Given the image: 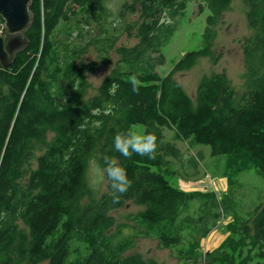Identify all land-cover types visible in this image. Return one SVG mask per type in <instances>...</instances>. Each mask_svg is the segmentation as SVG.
<instances>
[{"label": "trees", "instance_id": "16d2710c", "mask_svg": "<svg viewBox=\"0 0 264 264\" xmlns=\"http://www.w3.org/2000/svg\"><path fill=\"white\" fill-rule=\"evenodd\" d=\"M243 1L250 30L241 41L247 68L244 88L236 91L226 75L212 74L202 77L193 98L173 76L201 58L217 60L214 29L232 0L125 2L120 11L131 17L122 19L119 28L135 31L137 43L116 48L115 67L88 98L86 75L97 64L76 62L84 49L75 48L69 39L74 28L76 39L85 36L83 30L93 21L105 28L104 0L32 1L28 45L10 66L0 65V264H155L139 255L123 257L132 240L112 231L111 212L129 201L142 207L130 217L141 233L158 240L160 248L169 249L184 264H264V203L247 219L230 224V233L217 248L203 252L199 240L219 218L214 200L202 196L212 209L207 217L213 223L208 226L203 216L186 215L193 195L163 174L173 161L180 166L181 179H197L202 159L188 156L192 173L186 172L182 151L165 139L169 131L177 140L208 146L212 156L229 155L238 174L255 169L264 177V0ZM195 2L196 13L208 12L201 47L184 52L161 76L157 68L166 61L162 46L174 34L177 18ZM72 18L76 23L71 24ZM61 23L63 42L55 37ZM105 31L101 28L93 36L86 30L88 44L99 43L106 52L114 48L115 37L101 38ZM133 74L142 85L138 94L129 82ZM95 121L101 126L94 127ZM136 125L156 135L155 159L135 153L125 158L115 151V135L133 131ZM35 150L41 153L34 158ZM105 155L117 158L132 181L118 199L107 180L102 190V184L93 186L88 178L90 166L104 167ZM33 159L36 167L25 168Z\"/></svg>", "mask_w": 264, "mask_h": 264}, {"label": "rangeland", "instance_id": "374dc122", "mask_svg": "<svg viewBox=\"0 0 264 264\" xmlns=\"http://www.w3.org/2000/svg\"><path fill=\"white\" fill-rule=\"evenodd\" d=\"M131 0H104L107 17L105 19V28L107 31L102 32L101 38L111 36L115 39L114 48H101L98 43L88 44V36L86 30H92L93 36L100 31L99 23L92 22L89 29L85 28L83 33L85 36L76 39L77 29H73L72 38L69 40L77 48L84 49V52L76 62L83 60L85 63H95L97 68L93 73L86 75V81L89 84L88 95L92 96L96 92V88L101 81L111 72L118 60L116 48L131 47L137 43L135 31H121L122 19H130L128 12L120 11L125 2ZM72 8L78 10L77 5L71 3ZM194 10V11H193ZM247 7L243 0H232L229 7L223 12V21L214 29L215 37L213 39V52L216 61L212 62L210 58H201L197 64L191 69L181 71L174 74V80L182 87L185 93L190 97H194L195 89L204 76L212 74H224L230 80L231 86L236 91L244 88V73L247 70L244 63L241 41L249 36L250 30L245 19ZM197 3L189 5L184 14L177 18L175 32L169 40L163 44L162 51L165 55V63L158 67L157 70L161 76L166 75L174 62H176L184 52L197 50L201 47V36L205 27V18L208 12L203 14L196 13ZM120 13V14H119ZM123 13V14H122ZM122 14V15H121ZM129 15V16H128ZM122 16V17H121ZM78 19L81 17L78 16ZM76 23L72 18L71 24ZM64 24H59L55 37L63 42L65 41ZM109 30H114L110 32ZM108 34V36L106 35ZM133 131L145 134L142 125L133 127ZM165 139L174 142L182 151L185 159L183 167L186 172H191L187 157L192 155L197 160L200 155L203 157L198 164L199 176L197 179L185 181L180 178V166L177 162H173L168 170L163 174L172 182L179 190L184 193L192 194V199L188 202L185 209L186 215L192 217L203 216V221L211 225L212 220L207 216L212 211L208 208V203L202 197L208 194V200H214L215 205L212 207L214 211L219 213V218L215 220L214 229L209 235L199 240L200 250L203 252L212 251L217 248L222 241L230 233L228 226L230 224L237 225L239 222L247 219L255 207L264 203V179L258 176L255 169L238 174L234 162L229 155L212 156L210 148L205 145L197 144L194 141L177 140L173 132L165 131ZM40 151H34V158L40 155ZM230 160V161H229ZM25 168L34 169L36 161L33 159L30 165ZM88 178L93 186L102 184V190L105 189V181L98 183L97 165L93 164L88 169ZM182 175L183 171H182ZM207 200V202H208ZM142 209L141 206L129 201L121 208L113 210L111 215L115 219V225L112 231H120L119 237H127L132 240V246L122 253L123 257L139 255L142 260L151 261L155 264H184L169 249L159 247L157 240L146 237L141 233V229L137 226L133 218L136 213ZM238 222V223H237ZM24 228V226H21ZM247 251H244L246 253ZM254 260L251 264L256 262ZM40 264H47L42 262ZM187 264H192L187 262ZM201 264V263H200ZM203 264V263H202Z\"/></svg>", "mask_w": 264, "mask_h": 264}, {"label": "clouds", "instance_id": "9594fccd", "mask_svg": "<svg viewBox=\"0 0 264 264\" xmlns=\"http://www.w3.org/2000/svg\"><path fill=\"white\" fill-rule=\"evenodd\" d=\"M129 82L134 93H139L141 82L133 74L129 77ZM100 121L94 122V127L101 126ZM114 149L125 158H130L133 153L139 156H146L155 159L157 149V137L153 133L140 134L129 130L128 132H118L114 137ZM104 167L97 165L98 183L105 180L110 185L112 196L118 199L119 195L125 194L132 185L126 169L121 166L118 159L105 155L103 157Z\"/></svg>", "mask_w": 264, "mask_h": 264}, {"label": "water", "instance_id": "95a60500", "mask_svg": "<svg viewBox=\"0 0 264 264\" xmlns=\"http://www.w3.org/2000/svg\"><path fill=\"white\" fill-rule=\"evenodd\" d=\"M32 1L0 0V65L3 68L10 66L28 45L26 33L33 22V13L29 10Z\"/></svg>", "mask_w": 264, "mask_h": 264}, {"label": "bare ground", "instance_id": "6f19581e", "mask_svg": "<svg viewBox=\"0 0 264 264\" xmlns=\"http://www.w3.org/2000/svg\"><path fill=\"white\" fill-rule=\"evenodd\" d=\"M186 3H187V2H186ZM128 8H129V7H128ZM84 9H85V8H84ZM84 9H82V10H84ZM224 9H225V8H224ZM218 12H219V11H218ZM166 14H167V13H166ZM170 14H171V13H170ZM217 14H218V13H217ZM167 15H168V14H167ZM128 16H129V15H128ZM121 17H122V16H121ZM167 17H168V16H167ZM96 19H97V18H96ZM69 22H70V21H69ZM161 22H162V21H161ZM126 28H129V27H126ZM165 29H166V28H165ZM157 30H158V29H157ZM171 30H172V29H171ZM164 34H165V33H164ZM134 37H135V36H134ZM158 44H159V43H158ZM157 48H158V47H157ZM172 74H173V73H172ZM172 74H171V75H172ZM171 75H170V76H171ZM176 137H177V136H176ZM178 139H179V138H178ZM241 153H242V152H241ZM216 156H217V155H216ZM237 156H238V155H237ZM248 156H249V155H248ZM250 157H251V156H250ZM202 158H203V157H202ZM251 158H252V157H251ZM253 159H254V158H252V160H253ZM176 160H177V159H176ZM256 164H259V163L257 162ZM256 167H257V166H256ZM258 167H259V165H258ZM88 169H89V168H88ZM193 170H194V169H193ZM263 174H264V173H263ZM164 176H165V175H164ZM86 177H87V176H86ZM263 178H264V177H263ZM86 183H87V182H86ZM96 193H97V192H96ZM137 205H138V204H137ZM255 212H256V210H255ZM251 215H252V214H251ZM237 223H238V222H237ZM231 225H232V224H231ZM235 225H236V224H235ZM235 225H234V226H235ZM234 229H236V227H234ZM119 232H120V231H119ZM152 236H153V235H152ZM204 236H205V235H204ZM227 240H228V239H227ZM157 241H158V240H157ZM85 242H86V241H85ZM127 242H128V241H126V244H127ZM162 242H163V241H162ZM231 242H233V241H231ZM254 243H255V242H254ZM129 244H130V243H129ZM231 244H232V243H231ZM231 244H230V245H231ZM255 244H256V243H255ZM74 245H76V244H74ZM127 245H128V244H127ZM182 245H183V244H182ZM166 246H167V245H166ZM164 247H165V246H164ZM167 248H168V247H167ZM227 248H228V247H227ZM231 248H232V246H231ZM231 248H230V249H231ZM220 249H221V247H220ZM228 249H229V248H228ZM74 250H75V249H74ZM228 252H229V251H228ZM251 252H252V251H251ZM78 253H79V252H78ZM120 253H121V252H120ZM138 258H140V256H139ZM260 259H261V258H260ZM251 260H252V259H251ZM123 261H124V260H123ZM132 261H133V260H132ZM246 261H247V260H246ZM68 262H69V261H68ZM74 262H75V261H74ZM124 262H125V261H124ZM124 262H123V264H125ZM128 262H129V260H128ZM133 262H134V261H133ZM126 263H127V262H126ZM130 263H131V262H130ZM137 263H138V261H137ZM134 264H135V263H134Z\"/></svg>", "mask_w": 264, "mask_h": 264}, {"label": "flooded vegetation", "instance_id": "af4514ba", "mask_svg": "<svg viewBox=\"0 0 264 264\" xmlns=\"http://www.w3.org/2000/svg\"><path fill=\"white\" fill-rule=\"evenodd\" d=\"M78 7V9H80L81 7L80 6H77Z\"/></svg>", "mask_w": 264, "mask_h": 264}]
</instances>
